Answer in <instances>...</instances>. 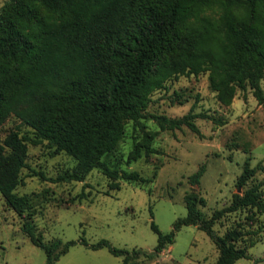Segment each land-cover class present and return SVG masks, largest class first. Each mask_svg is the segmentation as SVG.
Returning <instances> with one entry per match:
<instances>
[{"label": "trees", "instance_id": "1", "mask_svg": "<svg viewBox=\"0 0 264 264\" xmlns=\"http://www.w3.org/2000/svg\"><path fill=\"white\" fill-rule=\"evenodd\" d=\"M15 1L0 11V126L14 114L34 135L11 129L0 140V192L22 216L32 206L29 195L15 191L24 181L21 171L27 166V141L46 140L52 153L65 151L75 158L70 169L50 180H84L98 168L108 178V188L118 189L120 179L151 180L136 169L112 164L107 156L116 149L129 120L134 127L144 126L141 118L150 94L168 77L209 69L210 85L222 102L229 103L237 84L249 85L264 105V0ZM13 6L19 9L14 20L9 17ZM153 116L164 128L185 124L199 133L193 118L206 115L189 111L180 117ZM153 136L144 130L129 159L156 151ZM256 168L244 163L236 180L244 187L242 192H234L230 203L211 216L200 208L206 203L202 195L186 192V214L174 221L172 229L163 232L151 220L157 242L144 255H158L174 241L176 230L195 224L218 249L213 264H233L247 257L248 247L257 239L250 237L239 244L241 230L232 227L218 234L214 222L242 208L264 213V189L260 183L247 185ZM203 171L201 165L189 176L193 185ZM84 196L83 191L78 194ZM24 215L22 230L45 250L44 264H52L76 243L91 249L107 247L123 256L122 264H130L142 252L116 247L105 238L46 241L34 231L31 212Z\"/></svg>", "mask_w": 264, "mask_h": 264}, {"label": "rangeland", "instance_id": "2", "mask_svg": "<svg viewBox=\"0 0 264 264\" xmlns=\"http://www.w3.org/2000/svg\"><path fill=\"white\" fill-rule=\"evenodd\" d=\"M10 1L0 0V11ZM20 1L25 3H15ZM12 9L9 17L14 20L19 9ZM261 86L264 91V78ZM229 98V103H225L217 96L210 85L209 69L174 74L163 81L150 94L141 118L144 126L134 127L129 120L116 149L107 156L112 164L136 169L151 180L138 183L120 179L118 189L108 188V178L98 168H93L84 180H50L49 177L70 169L75 158L65 151L52 153L53 147L46 140L27 141V166L21 171L24 181L15 191L29 195L32 206L22 216L0 192V264H44L45 250L32 243L22 230L28 211L34 231L46 241L84 237L95 242L105 238L116 247L141 249L139 257L130 264H213L218 249L195 224L176 230L174 241L167 243L158 255L148 258L144 252L151 251L157 242L151 220L163 232L172 229L174 221L186 214V192L194 190L202 195L206 203L200 208L211 216L230 203L234 192H242L244 187L237 185L236 180L246 161L257 166L247 185L260 183L264 189V105L258 103L249 85L242 88L235 84ZM189 111L206 115L193 118L199 133L185 124L164 128L153 116L180 117ZM11 129L34 135L29 125L11 114L0 126V140ZM144 130L153 132L152 146L156 151L129 159ZM201 165L204 171L199 183L193 185L189 176ZM81 191L85 196L79 198ZM232 227L242 232L239 244L250 237L257 239L248 247V256L233 264H264V213L242 208L227 212L214 222L218 234ZM122 258L107 247L91 249L76 243L52 264H122Z\"/></svg>", "mask_w": 264, "mask_h": 264}]
</instances>
